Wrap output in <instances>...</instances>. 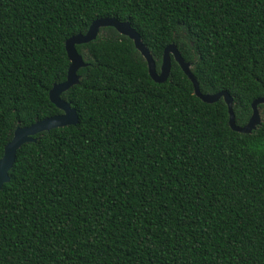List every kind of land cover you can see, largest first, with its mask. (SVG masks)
<instances>
[{"label": "trees", "instance_id": "1", "mask_svg": "<svg viewBox=\"0 0 264 264\" xmlns=\"http://www.w3.org/2000/svg\"><path fill=\"white\" fill-rule=\"evenodd\" d=\"M129 21L160 69L176 43L238 125L264 97V0H0V159L17 127L61 113L66 40ZM79 115L24 144L0 190V264H264V104L249 134L173 59L155 82L114 27L77 46Z\"/></svg>", "mask_w": 264, "mask_h": 264}, {"label": "water", "instance_id": "2", "mask_svg": "<svg viewBox=\"0 0 264 264\" xmlns=\"http://www.w3.org/2000/svg\"><path fill=\"white\" fill-rule=\"evenodd\" d=\"M105 27H114L120 34L128 36L134 41L135 47L147 61L150 76L155 82L164 83L169 79L172 70V60L174 59L192 81L194 93L201 100L207 103H215L220 99H224L228 106L229 124L232 130L249 134L262 123L259 106L264 104V97L253 101V112L249 121L245 125L240 126L236 122L233 96L226 90L217 93H203L200 83L192 71V63L184 59L176 43H171L165 47L162 63L160 69H158L157 62L151 51L144 44L140 33L129 21H121L116 17H101L95 19L85 33L80 32L66 40V50L70 60L67 78L63 82L55 83L49 92L51 101L62 112L38 120L29 126H19L15 129L13 137L6 144L4 155L0 159V190L10 181V171L16 162L18 150L24 144L36 142L38 139L37 135L45 131L78 124L79 115L76 108L72 106L71 102L65 100L62 94L80 83L82 76L79 74V70L88 66L84 56L78 51L77 46L96 40L101 29Z\"/></svg>", "mask_w": 264, "mask_h": 264}]
</instances>
